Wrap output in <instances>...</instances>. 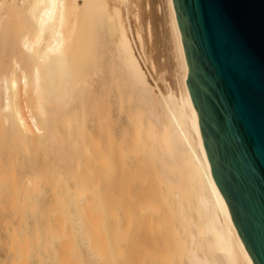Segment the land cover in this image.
I'll return each mask as SVG.
<instances>
[{"label": "bare ground", "instance_id": "obj_1", "mask_svg": "<svg viewBox=\"0 0 264 264\" xmlns=\"http://www.w3.org/2000/svg\"><path fill=\"white\" fill-rule=\"evenodd\" d=\"M188 73L173 0H0V176L37 264H254Z\"/></svg>", "mask_w": 264, "mask_h": 264}, {"label": "water", "instance_id": "obj_2", "mask_svg": "<svg viewBox=\"0 0 264 264\" xmlns=\"http://www.w3.org/2000/svg\"><path fill=\"white\" fill-rule=\"evenodd\" d=\"M173 3L213 179L264 264V0Z\"/></svg>", "mask_w": 264, "mask_h": 264}, {"label": "rangeland", "instance_id": "obj_3", "mask_svg": "<svg viewBox=\"0 0 264 264\" xmlns=\"http://www.w3.org/2000/svg\"><path fill=\"white\" fill-rule=\"evenodd\" d=\"M1 176L0 178L2 180L0 179V264H33V262L35 261L37 264V256L33 258L32 256H34L35 254L30 252L31 249L29 250L31 246L35 248L34 246H36V244L33 242L29 243L30 241L26 239L25 225H22L23 222L21 224L19 223L23 220V213L17 207V201L20 198V194H18L17 192H20V189H22V184H18L20 182L18 180L15 181V179H11L13 177H10L12 176V174H10L9 172H6L4 177ZM13 184L14 186H12ZM18 211H20L19 213L20 215H22V217H20L21 220L19 221L17 220L20 216ZM23 233L24 236H21V234L23 235ZM28 243L30 244V247L28 246ZM59 243L60 242H58L57 244ZM97 259L98 258H96V260ZM98 261L99 259L95 262L98 263Z\"/></svg>", "mask_w": 264, "mask_h": 264}]
</instances>
